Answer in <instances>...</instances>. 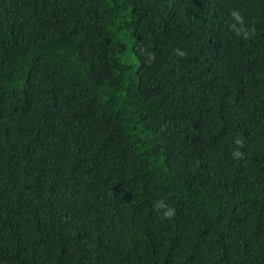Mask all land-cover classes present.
Returning <instances> with one entry per match:
<instances>
[{
	"label": "trees",
	"instance_id": "16d2710c",
	"mask_svg": "<svg viewBox=\"0 0 264 264\" xmlns=\"http://www.w3.org/2000/svg\"><path fill=\"white\" fill-rule=\"evenodd\" d=\"M0 264H264V0H0Z\"/></svg>",
	"mask_w": 264,
	"mask_h": 264
},
{
	"label": "clouds",
	"instance_id": "9594fccd",
	"mask_svg": "<svg viewBox=\"0 0 264 264\" xmlns=\"http://www.w3.org/2000/svg\"><path fill=\"white\" fill-rule=\"evenodd\" d=\"M229 16L232 19V23H230L228 25V27L231 31H233L237 35H241V36H243V38H247L251 32H254V29H252V28L245 29L244 17L241 14V11L239 9H235V8L231 9L229 12ZM175 51H176L177 55H180V56L184 55V53L182 51H180L179 49H176ZM234 142L236 144L240 143L239 139H236ZM231 156L233 158H239L242 156V153L238 149H236V150H233L231 152ZM152 207L164 219L171 218L175 214V209L173 207L169 206L164 201L163 198H159V199L155 200L153 202Z\"/></svg>",
	"mask_w": 264,
	"mask_h": 264
}]
</instances>
